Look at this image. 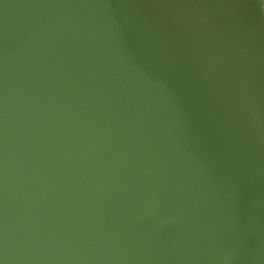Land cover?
Masks as SVG:
<instances>
[{
	"label": "water",
	"instance_id": "95a60500",
	"mask_svg": "<svg viewBox=\"0 0 264 264\" xmlns=\"http://www.w3.org/2000/svg\"><path fill=\"white\" fill-rule=\"evenodd\" d=\"M0 264H264V0H0Z\"/></svg>",
	"mask_w": 264,
	"mask_h": 264
}]
</instances>
